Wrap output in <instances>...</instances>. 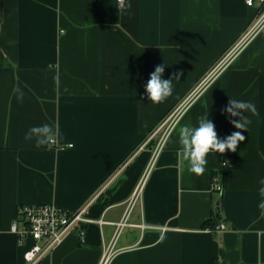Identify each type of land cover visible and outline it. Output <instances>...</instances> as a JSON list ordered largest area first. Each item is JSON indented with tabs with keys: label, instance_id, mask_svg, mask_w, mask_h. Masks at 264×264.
I'll use <instances>...</instances> for the list:
<instances>
[{
	"label": "crops",
	"instance_id": "crops-1",
	"mask_svg": "<svg viewBox=\"0 0 264 264\" xmlns=\"http://www.w3.org/2000/svg\"><path fill=\"white\" fill-rule=\"evenodd\" d=\"M116 1L0 0V264H25L27 246L11 226L32 204L87 207L91 220L84 239L71 232L38 264H264V25L156 157L160 138H151L258 10L244 0H130L122 9ZM158 65L173 94L156 105L145 85ZM231 98L258 110L245 113L246 139L235 152L209 154L203 175L190 173L179 128L208 114L218 138L239 131L230 123L239 117L223 112ZM43 125L66 146L25 140ZM218 202L227 229L212 233L203 225Z\"/></svg>",
	"mask_w": 264,
	"mask_h": 264
},
{
	"label": "built area",
	"instance_id": "built-area-1",
	"mask_svg": "<svg viewBox=\"0 0 264 264\" xmlns=\"http://www.w3.org/2000/svg\"><path fill=\"white\" fill-rule=\"evenodd\" d=\"M130 0H117L119 8H125ZM252 8H256L259 17L253 26L240 41L225 55L224 59L200 82L194 90L161 122L159 127L152 133L154 138L160 131L164 130L159 143L154 149V157L160 152L164 141L171 133L172 129L179 121L184 112L191 104L206 90L208 85L224 68L225 64L231 61L241 52L244 45L249 42L258 30L264 25V0H244ZM50 144L56 149L64 148L66 145L58 143L53 139ZM72 146V145H69ZM224 167H231L229 163H223ZM215 190H223L221 178L213 176ZM87 207H82L76 211H67L54 204H32L21 205L18 208L17 216L11 226V231L17 236V241L21 246H27L24 253L25 264H38L46 255L58 247L71 232H78L84 239L86 230L84 225L90 223L87 217ZM227 225L224 222L218 223L214 228H208L212 233L224 232ZM105 259L102 264H105Z\"/></svg>",
	"mask_w": 264,
	"mask_h": 264
},
{
	"label": "clouds",
	"instance_id": "clouds-1",
	"mask_svg": "<svg viewBox=\"0 0 264 264\" xmlns=\"http://www.w3.org/2000/svg\"><path fill=\"white\" fill-rule=\"evenodd\" d=\"M164 70L163 65L156 66L145 85L148 99L156 105L164 103L173 94V78L163 79ZM174 77L179 80L180 74L178 73ZM13 91L17 94L18 101L22 102L24 93L19 86L15 87ZM223 112H226L230 117H239V119L230 120L233 127L239 131L232 132L224 139L218 138L214 123L207 118L208 114L199 117L197 126L186 124L179 128L181 147L178 155L183 162H187L190 173L197 176L203 175L208 163L207 156L211 153L235 152L238 144L246 139L242 132L248 131V125L251 124V120L245 113L250 112L253 116L259 114L254 103L232 98ZM55 135L56 133L49 125L34 126L25 134V140L30 141L35 138L36 147H41L52 142ZM259 207L264 209V202L260 203ZM162 240L163 237H161Z\"/></svg>",
	"mask_w": 264,
	"mask_h": 264
},
{
	"label": "trees",
	"instance_id": "trees-1",
	"mask_svg": "<svg viewBox=\"0 0 264 264\" xmlns=\"http://www.w3.org/2000/svg\"><path fill=\"white\" fill-rule=\"evenodd\" d=\"M218 223H220L215 217V211L213 212L212 218L206 221L203 225L204 228H214Z\"/></svg>",
	"mask_w": 264,
	"mask_h": 264
},
{
	"label": "water",
	"instance_id": "water-1",
	"mask_svg": "<svg viewBox=\"0 0 264 264\" xmlns=\"http://www.w3.org/2000/svg\"><path fill=\"white\" fill-rule=\"evenodd\" d=\"M216 218L219 221L222 220V213H221V210H220V207H219V202L217 203V206H216Z\"/></svg>",
	"mask_w": 264,
	"mask_h": 264
},
{
	"label": "rangeland",
	"instance_id": "rangeland-1",
	"mask_svg": "<svg viewBox=\"0 0 264 264\" xmlns=\"http://www.w3.org/2000/svg\"><path fill=\"white\" fill-rule=\"evenodd\" d=\"M164 130L160 131L155 137H161L162 133H163Z\"/></svg>",
	"mask_w": 264,
	"mask_h": 264
}]
</instances>
